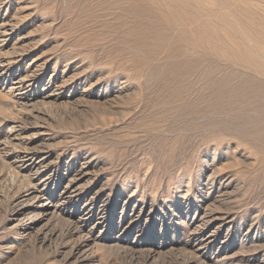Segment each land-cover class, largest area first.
<instances>
[{
    "label": "rangeland",
    "instance_id": "1",
    "mask_svg": "<svg viewBox=\"0 0 264 264\" xmlns=\"http://www.w3.org/2000/svg\"><path fill=\"white\" fill-rule=\"evenodd\" d=\"M9 3L22 37L9 52L46 62L48 73L55 69L65 78L61 84L67 81L61 100L35 108L42 113L28 122L38 123L31 133L66 153L64 161L94 159L95 171L83 183L107 179V193L139 189L135 199L157 194L173 202L188 185L195 199L199 184L216 178L207 186L209 208L232 213L233 241L246 243L221 264H264V242L252 239L264 234V0ZM2 109L0 117L17 116ZM1 181L0 193L9 195L11 181ZM0 213V264H67L46 249L28 253L23 242L10 251L13 222ZM178 249L158 263L180 264ZM207 253L213 262V251ZM96 254L101 264L144 262L108 247Z\"/></svg>",
    "mask_w": 264,
    "mask_h": 264
},
{
    "label": "bare ground",
    "instance_id": "2",
    "mask_svg": "<svg viewBox=\"0 0 264 264\" xmlns=\"http://www.w3.org/2000/svg\"><path fill=\"white\" fill-rule=\"evenodd\" d=\"M9 2L0 4V96L5 97L0 109L17 115L0 117V165L4 166L0 171V182L9 179L12 183L9 195L0 193V202H4L0 211L13 222L11 227L15 232V239L7 248L13 251L23 242L30 248L28 253L46 249L67 264H101L96 252L105 247L123 253L131 261L143 260V264H159L166 251L174 252L178 248L182 253L181 261L178 259L180 264H221L234 249L244 248L243 240L240 243L233 241V233H236L232 229L235 227L234 215L209 208L213 192L207 186L213 185L216 178L207 177L205 183H200L195 199L193 194L190 197L188 185L186 192L179 193V200L173 202L160 200L157 194L145 193L135 199L134 193L139 189L130 191L128 196L113 190L107 193L103 188L107 179L83 183L87 175L95 171L94 159L83 156L64 161L66 153L52 151L45 141L37 138V133H31L38 123L28 122L39 119L42 113L41 109L35 113V108H50L49 104L61 100L67 81L62 85L65 78L61 81L64 76L56 74L55 69L48 73L46 62H28V56L22 51L9 52L10 45L14 44L11 42L22 38L12 20L13 15L10 17L13 3L10 5ZM133 183L137 188L138 181ZM132 185L126 183L124 186L130 189ZM120 200H123L121 206ZM158 223L159 230L155 229ZM181 226L184 236L178 232ZM250 229L247 235L251 234ZM115 232L119 233L114 236ZM134 232L136 235L131 240L129 237ZM252 239L264 242V234L256 233ZM209 251L215 255L213 262L208 261Z\"/></svg>",
    "mask_w": 264,
    "mask_h": 264
}]
</instances>
